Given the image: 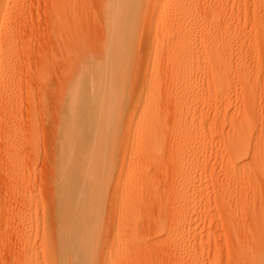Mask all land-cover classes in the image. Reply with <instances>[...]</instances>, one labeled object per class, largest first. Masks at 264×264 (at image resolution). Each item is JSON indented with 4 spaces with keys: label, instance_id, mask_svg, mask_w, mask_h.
Masks as SVG:
<instances>
[{
    "label": "rangeland",
    "instance_id": "rangeland-1",
    "mask_svg": "<svg viewBox=\"0 0 264 264\" xmlns=\"http://www.w3.org/2000/svg\"><path fill=\"white\" fill-rule=\"evenodd\" d=\"M111 1L0 0V264L59 260L80 206L90 211L79 246L89 264H252L264 246V0L115 7L133 25L120 52L125 95L91 112L96 148L71 167L59 156L67 99L79 73L108 53ZM174 50L192 57L188 67H172ZM149 87L167 134L159 152L141 154L140 131L128 128Z\"/></svg>",
    "mask_w": 264,
    "mask_h": 264
},
{
    "label": "bare ground",
    "instance_id": "bare-ground-1",
    "mask_svg": "<svg viewBox=\"0 0 264 264\" xmlns=\"http://www.w3.org/2000/svg\"><path fill=\"white\" fill-rule=\"evenodd\" d=\"M124 1H126V0H123V2ZM111 3H112L111 8H110L111 10H109L110 12H109L108 17H107L108 18L107 25H108V32H109V36H108V39H107L108 46H109V50H107L108 53H105V55L103 56V58L100 61L95 62V63H91L90 64V67L88 69H86L82 73H79V75L76 77V82H75L74 86L71 87V90L69 92V95H68V99L69 100L67 99V104L70 103V109H69L70 110V113L69 112H68L69 114L66 113L67 111H69V110L66 109L67 111L65 113L68 114V116H65L66 119H64V120H67L66 121L67 124L65 123L66 124V128H67L65 130H67V131L65 132L64 128L62 129L64 131V134L62 133L63 134L62 138L64 139V143H63V148L61 150V151H64V152L61 153V155H59V156L62 159L61 160L62 163L63 162L64 163H68V166H70L69 165V163H70L71 164V167H72V164H74V165L83 164L84 161L86 163H88V159L87 158H89V157L83 156L81 158L80 157V151H83L86 147H87V149L89 147H91V149H93V152H94V149L96 148L95 145L93 144V143L97 144V142L94 141L95 140V136H96L95 135V132H94V129L96 127L94 128V125H91L92 127L90 126V124H91L90 123L91 122L90 119H92L91 117L93 116L91 114V112H93V111L96 112L97 111L96 109H98L103 103L104 104L107 103L108 106H110V104H114V103L116 104V102H118V101L113 102V100H112L113 97L115 98L114 99V101H115V100L120 99V98H118V97H120V95H121V97H124V95H125V94H123L121 92H120V95H118V92L121 91V89H122L120 86H123L122 83H124L123 82L124 71L127 70V67H128L127 62H125L123 60L122 56L120 55V52H121L122 49H124V48H126V47H128V46H130V45L133 44V37H132V35H133V25L130 24V22H126L124 20H121L119 18V16H117V15H122V13L125 12V10H123V11L121 10L122 11L121 14H118L119 9H117L119 7H120V9H123L125 7V5H126L125 2L122 3V0H112ZM115 7H117V8H115ZM128 8L126 9V7H125L124 9H126L128 11ZM133 9H134V6H131L130 5V8H129L128 13H132V10ZM131 25H132V27H131ZM121 29H123V30H121ZM124 30H126L125 32H127V33L124 34ZM195 34H196V32H195ZM181 43L183 44L184 41H182ZM110 50H112V51H110ZM173 54H174V58H173V63H171L172 67L173 68H176L177 66H180V67L181 66H184V67H186V65H187L186 64V61L189 62L188 59H190L189 58L190 55L189 56H185V52H183V51L177 52L176 50L173 51ZM184 59H185V64H183ZM177 60H179V64H178ZM197 63H196V65H197V68H198V64ZM187 67H188V65H187ZM186 69H183V71L185 72ZM183 78H185L184 74L182 76L179 75L178 77L175 78V80L176 81H178V80L179 81H182ZM119 88H120V90H119ZM154 90H155L154 88H152V87L150 88L149 87L148 91L145 94L146 95V97H145L146 101L143 102V99H142V100H140V102L137 103V105L135 107L134 114H133L132 124L130 126V129L128 128V130H129L128 133H130V134L132 132L135 133V132L140 131V132H138V134H140V136L137 139H139L143 143V148H142V151L143 152L141 151L142 152L141 154H143V153H145V154H149V153L156 154L157 152H159V149L161 148V146H163L162 140L164 138V134L167 132L164 129V123H163L162 119L159 117V115H158V113H157L154 105L151 102H149V98L148 97H150V95L154 92ZM123 91H125V90L123 89ZM82 92H83V95L85 97L88 96L91 93H94V94H97L98 93V95H101V97H102V103H97V104H100V105H96V104L93 105V102L91 101V105L90 106L87 105V103H89L88 100H87V102L86 101H82V99H81V101L78 100L77 95H78V93L81 94ZM83 95H81V97ZM92 96H93V94H92ZM92 96L90 95V97H92ZM93 98H96V97H93ZM83 99L86 100V98H83ZM98 99H99V97H98ZM100 100H101V98H100ZM122 100H124V99H122ZM110 101H112V102L110 103ZM196 102H198L197 99H196ZM196 102L192 104V107H194V105L197 104ZM67 104H66V107H67ZM104 106H106V105H104ZM112 106H113V109H118L119 110L118 107L117 108H114V106H116V105H112ZM195 108H196V106H195ZM100 110H104V109H99L98 110V113H99ZM194 111H195V109H194ZM116 112H118V111H116ZM119 115H120V113H119ZM121 115H122V113H121ZM121 115H120V117H121ZM137 115L139 116L138 118L136 117ZM193 116H195V114ZM116 117L117 116H115V118ZM144 117H145V120H146L145 121V127L140 129V126H139V123L141 122L140 119L141 118H144ZM187 117H189V118L191 117V113L190 112L187 115ZM117 118H119V117H117ZM135 118H137V120ZM107 119H108V117H106V121H107ZM94 122H95V120H93V123ZM101 122H103V120ZM185 122L188 123L187 120H185ZM116 123H114V124H116ZM134 123L135 124H138V125H135ZM102 124H104V123H102ZM108 125H110V122H109V124H107V126ZM107 128L108 127H106V129ZM96 129H98V127ZM113 129H115V127ZM99 131H101V130H99ZM171 132H172V130H171ZM171 132H169V133H171ZM173 133L175 134L176 132L174 131ZM173 133H171V135ZM105 134L107 135L108 132L107 133L105 132ZM106 135H105L104 138H106ZM107 136L110 139V145L114 147L116 145L115 144L116 141L114 140L115 142H111L113 140L112 137H114L113 133H112V136L111 137H109V135H107ZM173 136H170V137H173ZM199 137H202V135L199 136ZM237 138L238 139L240 138V141H242L241 134L239 136L237 134ZM202 139H201V141H202ZM172 140H173V138H172ZM97 141H99V139H97ZM106 142H109V141H106ZM196 144H198V142ZM111 146H110V148H111ZM88 151L90 152L89 154L87 153ZM88 151L87 152H84V153L85 154L87 153V155L89 156L92 153V150L91 151L88 150ZM94 156L95 155H93V159H96V157L94 158ZM102 157H104V155ZM91 158H92V156H91ZM106 160H108V158H106ZM197 162H199V160ZM88 165L89 164H87L86 166H88ZM76 167H78V166H76ZM88 168H90V167L88 166ZM91 169H90V171H91ZM83 172H80V173H83ZM92 172H93V170H92ZM142 173H140V174H142ZM80 182L81 181L79 180V183L78 184H81ZM85 185H87V184H85ZM83 186H84V184H83ZM83 186H80V187L83 188ZM87 188H85L83 190H86ZM79 190L80 189H78L77 191H79ZM81 191H80V193L85 192V191H82V192ZM87 193H88V191H87ZM79 195H81V194H79ZM82 195H83V193H82ZM85 195L86 194H84V196ZM80 197H79V200L77 201V203H80L79 201L82 200V199H80ZM85 197H87V196H85ZM94 197H96V196H94ZM97 198L98 197H96V200H97ZM92 199H93V201L95 200V198H91V200ZM88 200H90V198H88ZM96 200H95V202H96ZM71 202H74V201H71ZM89 202H92V201H89ZM60 204L62 205V203H60ZM87 204L88 203H86V205ZM69 205H68V208L70 206H72V205H70V206ZM76 205H78V204H75V207H76ZM73 207H72L71 210H74ZM75 211L77 213L76 214L77 217H76V220L74 221L75 224H73V227L71 226L69 228L68 225L67 226L65 224L63 225V221L60 219L61 220V223H62L61 225H62L63 228H65V226H66V229L69 228L70 229V233L72 231L71 230L72 228H73V231H74V233L73 232L71 233V236H68V234H67L68 232L67 231L69 229L68 230L64 229V230H66V232H65L67 234L66 237L67 238L70 237V238L68 240H66V238H64V240H66V242H64L65 244L63 245V248H62L63 249V253H62V255L61 254L60 255H57V257H58L57 259H59V257H61V258L59 260H56V261H53L52 258H51V261L52 262H49L47 264H89V263H87L89 261H87V259H86L87 258V255L85 254L86 256L85 257L83 256L85 252L84 251H81L82 250L81 248H83V245H85V244L82 245V243L86 240V237H88V230H87V225H88L87 222L88 221H87V215H88V212H90V211H87V208H85L84 206L78 207ZM91 213H89V214H91ZM64 215L66 216L67 214L65 213ZM68 218L70 219L71 217H68ZM70 221H71V223H74L73 220H70ZM93 227H94V225H93ZM64 230L62 229L61 231L64 232ZM65 233H63V236L62 237L65 236L64 235ZM87 241H89V240L87 239ZM90 241H92V240H90ZM60 243L63 244V242H60ZM263 243H264V241H263ZM62 244H60V246H62ZM81 245H82V247L80 248L79 246H81ZM262 245H264V244H262ZM85 246H87V245H85ZM59 248H61V247H59ZM261 248H263V249H261ZM261 248H260V250L259 249L255 250L251 254V256H249L251 258L252 264H264V246L261 247ZM67 251H69V252H67ZM249 259H247V260H249Z\"/></svg>",
    "mask_w": 264,
    "mask_h": 264
}]
</instances>
